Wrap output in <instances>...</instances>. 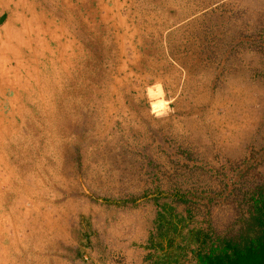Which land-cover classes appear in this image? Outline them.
I'll list each match as a JSON object with an SVG mask.
<instances>
[{
	"label": "rangeland",
	"instance_id": "rangeland-1",
	"mask_svg": "<svg viewBox=\"0 0 264 264\" xmlns=\"http://www.w3.org/2000/svg\"><path fill=\"white\" fill-rule=\"evenodd\" d=\"M25 1L52 94L0 86V264H194L264 181V0Z\"/></svg>",
	"mask_w": 264,
	"mask_h": 264
},
{
	"label": "bare ground",
	"instance_id": "bare-ground-1",
	"mask_svg": "<svg viewBox=\"0 0 264 264\" xmlns=\"http://www.w3.org/2000/svg\"><path fill=\"white\" fill-rule=\"evenodd\" d=\"M25 2V0H0V17L5 16L0 27V62H3L0 64V86L5 85L8 91L14 92V96L24 97L28 101L26 105L35 108L37 100L52 94L51 77L46 74L47 68L45 69L40 61L47 59L45 51L52 55L50 41L45 44L46 48L43 46L47 35L52 41V33L47 30L48 28L43 30L30 28V22L36 13L31 10L32 6L26 7ZM26 8L32 14L28 20L25 16ZM43 49L46 50L42 52ZM46 105L50 108L49 102ZM2 220H0V230L4 233L6 219L2 217Z\"/></svg>",
	"mask_w": 264,
	"mask_h": 264
},
{
	"label": "trees",
	"instance_id": "trees-1",
	"mask_svg": "<svg viewBox=\"0 0 264 264\" xmlns=\"http://www.w3.org/2000/svg\"><path fill=\"white\" fill-rule=\"evenodd\" d=\"M248 207L223 233L197 234L194 264H264V181L247 195ZM176 264H180L179 258ZM159 262V261H158ZM157 264H168L164 260Z\"/></svg>",
	"mask_w": 264,
	"mask_h": 264
}]
</instances>
